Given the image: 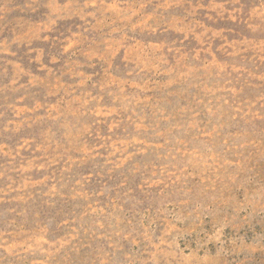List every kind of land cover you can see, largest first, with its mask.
Segmentation results:
<instances>
[{"label": "rangeland", "instance_id": "374dc122", "mask_svg": "<svg viewBox=\"0 0 264 264\" xmlns=\"http://www.w3.org/2000/svg\"><path fill=\"white\" fill-rule=\"evenodd\" d=\"M0 264H264V0H0Z\"/></svg>", "mask_w": 264, "mask_h": 264}]
</instances>
